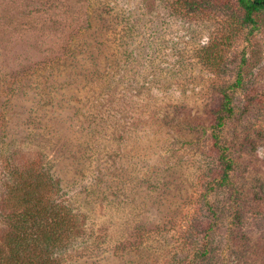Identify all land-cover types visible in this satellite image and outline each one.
I'll use <instances>...</instances> for the list:
<instances>
[{
    "label": "rangeland",
    "instance_id": "rangeland-1",
    "mask_svg": "<svg viewBox=\"0 0 264 264\" xmlns=\"http://www.w3.org/2000/svg\"><path fill=\"white\" fill-rule=\"evenodd\" d=\"M256 18L249 33L235 0H0V185L6 163L57 178L83 225L62 262L264 264Z\"/></svg>",
    "mask_w": 264,
    "mask_h": 264
},
{
    "label": "trees",
    "instance_id": "trees-1",
    "mask_svg": "<svg viewBox=\"0 0 264 264\" xmlns=\"http://www.w3.org/2000/svg\"><path fill=\"white\" fill-rule=\"evenodd\" d=\"M235 1L251 33L257 26V14L264 11V0ZM230 102V95L222 91L221 108L231 112ZM218 119L221 125L222 115ZM212 133L218 143V133ZM224 150L219 153L224 162L221 183L228 181L232 169ZM27 162L6 163L5 182L0 185V264H65L61 254L67 256L74 238L81 235L82 214L58 193L57 178ZM198 254L205 258L206 249Z\"/></svg>",
    "mask_w": 264,
    "mask_h": 264
}]
</instances>
